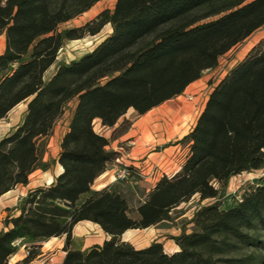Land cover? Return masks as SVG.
I'll use <instances>...</instances> for the list:
<instances>
[{"label": "trees", "instance_id": "1", "mask_svg": "<svg viewBox=\"0 0 264 264\" xmlns=\"http://www.w3.org/2000/svg\"><path fill=\"white\" fill-rule=\"evenodd\" d=\"M98 1L0 0L6 37L0 119L27 102L21 122L0 139V197L29 182L37 141L74 103L57 157L63 170L51 184L30 190L20 213L6 218L0 264H9L21 243L30 245L29 261L41 241L62 235L63 264H264V183L249 185L228 208L221 203L231 176L264 168V37L211 90L195 125L177 141L189 149L180 170L157 182L137 216L117 186L92 190L120 155L95 120L112 127L131 108L145 114L181 95L264 26V0H116L85 24L60 29ZM106 24L111 33L46 79L66 40L95 35ZM196 194L215 201L195 211L190 231L171 237L178 251L167 252L157 240L142 248L121 240L128 229L171 220ZM84 220L110 238L71 248L73 227Z\"/></svg>", "mask_w": 264, "mask_h": 264}, {"label": "rangeland", "instance_id": "2", "mask_svg": "<svg viewBox=\"0 0 264 264\" xmlns=\"http://www.w3.org/2000/svg\"><path fill=\"white\" fill-rule=\"evenodd\" d=\"M115 3L116 0H100L88 11L62 24L60 29L81 26L87 21L94 19L104 9H113ZM111 31V25L106 24L104 28L95 35H86L83 38L66 40L64 46L58 53L56 62L46 72V79H49L54 74L61 63H68L91 51L96 44L111 33ZM263 37L264 26L220 56L216 67L204 70L201 77L191 83L181 95L171 99L181 102L184 108L189 107V122L179 134L174 136H167L166 134H163V131L160 129V125L165 121L159 118L160 116L162 117L160 113H153V116L150 118L147 117L150 112L157 111L158 108L166 102L151 109L145 114H139L135 109H130L119 120L117 126L118 128H105L111 138L115 136L117 137L118 135L122 137H120L121 140L117 144L120 148H116L120 149V155L124 156L125 159L129 158L130 155H132V149L135 146L140 145L142 140L144 141V143H142L143 149L150 152L162 150L167 145L173 146L171 151L179 150L181 145H177V141L193 128L197 118L205 107L211 90L223 80L231 68L242 60L250 49ZM5 45V34L0 33V53L5 49ZM73 106L74 103L72 102L49 136L42 137L37 141L38 155L40 158L38 166H47L49 165V162L56 164L55 161L59 154L60 137L65 130V121L67 117H69V113L71 112ZM26 110L27 102H22L13 108L9 114L0 121V139L10 133L21 122L25 116ZM166 119H169L168 116ZM94 124L96 128H99V124L97 122ZM140 124H143V126L138 129V125ZM175 146L178 147L175 149ZM179 152H181V150H179ZM123 165L124 164L119 165L117 169ZM132 165L133 164L128 165L133 168L132 175L126 180H119L120 184L117 188L127 196L131 208V214L136 215V207L141 202L140 198H144V193L140 190V188H138L137 184L132 185L130 183L131 181L132 183H135V181L138 180L136 177L139 175L138 172H140L138 168ZM257 183H264V168L244 171L231 176L227 183L226 194L221 200L222 207L228 208L232 206L235 199L240 197V194L245 188L251 184ZM213 201L215 200H201L198 194L194 195L189 201L182 203L172 212L171 220L161 222L160 224L152 227L149 230L151 237H149L148 231L142 232L143 234L139 237L141 238L138 241L139 244H145L152 239L155 240L162 238L167 248H172L175 241L171 237L173 235H178L184 228L187 231H190L192 228V223L190 221L195 211L200 206ZM262 252L264 253V251Z\"/></svg>", "mask_w": 264, "mask_h": 264}, {"label": "crops", "instance_id": "3", "mask_svg": "<svg viewBox=\"0 0 264 264\" xmlns=\"http://www.w3.org/2000/svg\"><path fill=\"white\" fill-rule=\"evenodd\" d=\"M72 112V110H71ZM71 112L69 113V117H67L65 121V130L63 131L59 144L68 129L69 119L71 116ZM149 112V111H148ZM66 113V112H65ZM64 113V114H65ZM99 124V128L95 129L96 131L104 134L110 140V148L114 150H119L116 148H120L117 144L121 140V136L112 137L108 135L105 128H111L110 126H104L101 120L97 119L94 123ZM118 123L114 126L115 129L118 128ZM143 124L138 125V129H140ZM167 135V134H166ZM168 136V135H167ZM121 137V138H120ZM144 141L140 143V145L135 146L132 149V155L129 158L125 159L124 156L119 155V157L112 161L106 171L101 174L92 185V190H101L106 187H110L115 185L118 187L120 181L116 177L117 168L119 165H129L133 164L138 168L140 172L136 177L138 180L135 183L130 182L132 185L137 184L138 188L144 193V198H140L141 202H143L149 192L155 187L157 182L165 175L172 176L176 172H178L184 163L186 156L188 154V146L178 143L177 145H181L179 150L171 151L173 146H165L162 150L150 152L148 150L143 149ZM116 145V146H115ZM60 150V145H59ZM123 160V161H121ZM40 158L36 163V167L33 172L29 176V182L27 184H19L14 189L6 192L0 197V231L2 229H7L5 225V220L9 216H15L20 213L19 203L20 200L32 189L47 186L51 184L57 175H59L63 168L60 164H58L57 159L55 161L56 164L50 163L47 166H38ZM20 200H19V199ZM140 202V203H141ZM139 203V204H140ZM138 204V205H139ZM137 208V207H136ZM137 216V213L136 215ZM156 226V225H155ZM154 226L146 227V228H138V229H128L121 236V240L128 241L132 243L134 246L138 248H142L148 246L153 239L145 244H139V237L143 234L142 232H149V237H151L150 229ZM133 237V238H132ZM110 238V236L105 233L100 225L95 222L84 220L78 222L72 230V240L70 247L73 249H84L96 243H102L104 240ZM173 239V238H172ZM163 243L164 248L167 252L173 253L178 251L180 248L178 244L175 242L172 248H167L166 244H164L163 239H155ZM174 240V239H173ZM175 241V240H174ZM66 236H56L51 237L48 240L41 241L37 249V254L34 258L29 261H26L28 256L27 251L30 250V245L21 243L18 245L17 251L11 255L9 259V264H63V260L66 255L65 250Z\"/></svg>", "mask_w": 264, "mask_h": 264}, {"label": "bare ground", "instance_id": "4", "mask_svg": "<svg viewBox=\"0 0 264 264\" xmlns=\"http://www.w3.org/2000/svg\"><path fill=\"white\" fill-rule=\"evenodd\" d=\"M153 113H160L162 115L159 118L165 122L160 125V129L163 131V134L170 136L179 134L187 126L190 119L189 107L184 108L181 102L171 99L168 102L166 101L157 111L150 112L147 117L150 118L153 116ZM167 116L169 119H166Z\"/></svg>", "mask_w": 264, "mask_h": 264}, {"label": "built area", "instance_id": "5", "mask_svg": "<svg viewBox=\"0 0 264 264\" xmlns=\"http://www.w3.org/2000/svg\"><path fill=\"white\" fill-rule=\"evenodd\" d=\"M133 173V170L128 165H123L119 169H117L116 177L118 180H126L128 179ZM17 244L20 243L19 240L16 242ZM27 254H29V251H27Z\"/></svg>", "mask_w": 264, "mask_h": 264}]
</instances>
